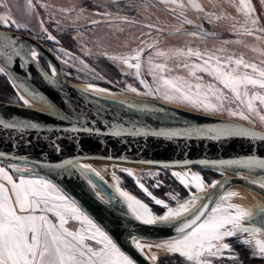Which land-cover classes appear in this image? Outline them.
Here are the masks:
<instances>
[{
  "label": "snow or ice",
  "instance_id": "1",
  "mask_svg": "<svg viewBox=\"0 0 264 264\" xmlns=\"http://www.w3.org/2000/svg\"><path fill=\"white\" fill-rule=\"evenodd\" d=\"M158 2L169 6L167 10L173 13L177 8L181 9L176 16V19L181 22V27L175 29L176 33L181 31L184 24H193V20L188 19L183 11L187 7L202 14L197 17L201 21L214 24L229 19L232 20L229 28L237 36H248L257 41L264 40V26L260 24V18L256 14L252 0H238V2L232 0V7L243 17L242 22L236 21L223 11L219 13L207 11L198 0H186V2L185 0H158ZM4 6L7 7V5ZM33 7L32 0H29V8ZM39 7L47 6L40 4ZM61 11L70 10L62 9ZM102 15L111 17L112 14L106 12ZM101 22L100 20L91 21L93 25ZM105 22L110 30L114 24L136 23L127 17H121L119 20L108 19ZM0 23L9 28L21 27L11 17L0 16ZM143 27L152 29L154 26L147 24ZM197 27L199 31H193L188 35L203 38L213 35L204 30L202 25ZM155 30L162 31L159 28ZM44 31L47 32V29ZM47 39L55 41L56 38L48 34ZM145 43L146 41L141 40V45ZM224 43L249 47L243 39ZM148 47L155 48L156 45L150 44ZM144 50L143 47H138L133 50V55H108L107 52L101 54L114 62L127 65L129 69H134L133 74L139 78ZM251 51L259 52L261 56H264V49L251 48ZM3 54L0 52V55ZM64 54L70 55L67 52ZM31 55L36 58L38 53L33 50ZM154 57L160 58L161 62H154ZM172 58L176 59L175 68H170L167 63ZM176 69L187 70L188 77L176 74ZM3 72L5 69L0 67V73ZM53 72H55L54 68ZM148 74L152 76L156 87L153 89L147 81L141 79L140 83L149 88L148 92L143 93L145 95H153L155 92L167 101L181 102L207 114L226 113L230 117L249 122H254V117H258L261 122H264V60L250 61L244 53L230 52L225 47L205 51L193 49L187 45L169 51L157 48L148 57ZM98 78L102 79V77ZM129 88L132 92L138 91L131 86ZM87 91L111 95L107 89L96 88L92 85H89ZM19 99L24 105L31 106L24 96H20ZM0 126L6 129L20 127L21 131L23 128L38 127L32 123L18 126L5 119H0ZM72 131H81V129L73 128ZM86 131L94 132L95 130L89 128ZM114 134L119 135V133ZM156 134L171 137H211L212 139L237 136L264 141V135L258 134L254 129L232 124L213 128L190 126L178 132L154 133ZM54 147L59 150L58 145ZM0 156H3V153H0ZM65 163L71 165L73 161L68 160ZM199 163L206 166H239L264 170V159L256 157L218 162L200 161ZM177 166L187 167L188 164L186 162L184 165H163L164 168ZM13 167L16 172L31 171L29 168ZM56 167L62 166L57 165ZM80 167L95 171L88 165H80ZM95 174L99 175L98 172ZM129 175L132 173L129 172ZM172 176L186 188L195 187L203 191L208 187L203 177L197 174L172 172ZM0 180L5 182L0 183V264H135L134 260L121 250L113 238L95 224L77 202L57 185L42 178L23 174L14 179L13 174L2 166H0ZM136 182L146 196L151 198L156 205L166 209L165 214L155 215L148 204L143 203L136 196L119 187L116 191L126 202V207L134 218L145 225L180 221L175 229L177 236L158 243L156 247L167 254L184 258V264H221L226 251L231 254L228 257L230 260H238L231 246L224 242L226 238L238 237L240 233L250 234L253 237L264 235L260 228L244 226V223L253 217L251 211L225 203L232 194L220 196V202L211 209L203 204L197 207L196 201L199 197L195 196L179 203L177 208H172L163 199L155 197L144 183L139 180ZM219 183L214 182L211 187L215 188ZM249 183L258 184L261 189H264V179L254 177ZM89 184L93 188L96 187L92 181H89ZM160 186L159 182L154 185V187ZM172 198L176 199L175 196ZM261 210L264 211V208ZM70 221L76 222L80 227L75 230L70 229L68 227ZM133 241L135 248L143 251V246L135 242L136 238H133ZM241 242L253 249L254 256L264 258V238L255 239L254 242L252 239H244ZM151 258L157 259L156 256Z\"/></svg>",
  "mask_w": 264,
  "mask_h": 264
},
{
  "label": "water",
  "instance_id": "2",
  "mask_svg": "<svg viewBox=\"0 0 264 264\" xmlns=\"http://www.w3.org/2000/svg\"><path fill=\"white\" fill-rule=\"evenodd\" d=\"M192 30L199 31V28ZM207 32L213 34L212 31ZM33 50L38 53L36 58L31 55ZM0 52L4 53L0 55V67L5 69L3 74L18 97L21 92L45 107L39 109L24 105L22 101L13 103L0 100V119L18 126L29 123L38 125L23 128L22 131L20 127L6 129L0 126V153H3L0 163L13 171V166L29 168L30 172L17 173L44 177L55 183L136 264L159 263L158 258L153 260L148 257L145 248L143 251L137 250L133 238L140 244L157 245L177 236L175 229L180 221L155 225L141 223L127 209L126 202L111 184L95 172L79 167L80 163H128L170 170L171 173L176 168H202L219 174L215 181L220 182L217 187L210 186L209 190L203 192L190 191L175 205L195 196L199 197L197 207L203 204L211 209L220 202V196H225L234 187L252 190L264 198V189L258 184L249 183L254 177L264 176V170L199 163L245 160L250 157L264 159V141L237 136L212 139L154 135L182 131L190 126L213 128L226 124L254 129L260 135H264L263 129L156 99L121 92L116 93L125 98L115 99L88 92L81 83L67 76L61 61L41 41L20 32L0 29ZM73 128L81 131H72ZM89 128L95 131H86ZM54 145H58L59 150ZM68 160H72L73 164H66ZM186 162L187 167H163L165 164L184 165ZM57 165L62 167L57 168ZM89 181L96 187L93 188ZM262 208L264 206L255 208L256 214L246 221L245 227L255 226L264 232ZM242 235L249 237L250 234L240 233L238 237ZM260 238H264V235Z\"/></svg>",
  "mask_w": 264,
  "mask_h": 264
},
{
  "label": "rangeland",
  "instance_id": "3",
  "mask_svg": "<svg viewBox=\"0 0 264 264\" xmlns=\"http://www.w3.org/2000/svg\"><path fill=\"white\" fill-rule=\"evenodd\" d=\"M198 2L207 11H215L217 13L223 11L235 18L236 21L242 22L243 20V17L232 7V0H211V3L210 0H198ZM32 4L34 7L29 8V0H2V3H0V16L5 18L11 17L21 27L9 28L0 23V29L23 32L28 36L37 38L57 55L67 76L71 80L81 84L106 88L113 92L156 99L205 113L181 102L167 101L160 98V95L155 92L153 95L143 94L148 92L149 88L140 83L141 79L147 81V84L153 89L156 87L152 76L148 74V57L150 54L154 53L157 48L169 51L187 45L201 51L225 47L230 52L237 54L244 53L250 61L255 60L259 62L260 60H264V56H261L259 52L251 51V48L264 49V40L257 41L252 37L237 36L229 28V25L232 23V20L229 19L214 24L201 21L197 17L202 14H198L187 7L183 11L188 19L193 20V24H184L181 31L176 33L175 29L181 27V22L176 19L181 9L177 8L175 13L170 12L167 10L169 6L159 3L158 0H32ZM40 4H45L47 7H39ZM252 4L256 9V14L260 18V24L264 26V2L262 0H252ZM4 5H7V7ZM62 9H69L70 11H61ZM106 12L111 13V17H104L102 15ZM121 17H127L136 23L114 24L110 30L105 21L108 19L119 20ZM92 20H100L102 22L93 25L91 23ZM147 24H151L154 27L152 29L143 27V25ZM200 25L204 29L212 31L213 35L208 38L188 35L193 32L192 28H198L197 26ZM156 28L162 29V31L157 32ZM44 29H47V32ZM120 29H123V31H120ZM48 34L55 37V41L47 39ZM237 39H243L249 47L246 48L243 45L235 43H224L225 41H235ZM141 40L146 41V43L141 45ZM150 44H155L156 47L149 48L148 45ZM138 47L145 49L141 58V76L139 78L133 74L135 72L134 69H129L127 65L114 62L101 54L107 52L108 55H133V50ZM60 49H63V51H60ZM65 52L70 53V55H65ZM154 62H161V59L154 57ZM167 63L170 68H175L176 59L172 58ZM1 74L3 73H0V76ZM176 74L188 77L187 70L176 69ZM98 77H102V79ZM129 86L136 88L138 91L132 92ZM4 99L9 102L21 103L16 92L14 96L8 94ZM215 115L236 119L264 130V122H261L258 117H254V122H249L240 118L230 117L226 113ZM0 166L8 169L10 174H13L14 179L20 175L2 163H0ZM113 168L115 169V173L111 175V178L116 186L136 196L142 202L144 201L143 203L148 204L155 215L164 214L166 209L160 205H156L151 198L146 196L138 187L137 180L144 183L145 187H148L155 197L163 199L169 207H172L179 200L187 196L190 191L196 192L195 189H188L180 184L172 176L170 170L151 168L141 172L137 178H134L124 171L117 170V166ZM190 173L203 177L205 183L208 185L204 191L209 190L210 186L219 178V174L216 172L205 169L196 170L191 168ZM34 178L48 180L44 177ZM157 182L161 184L160 187H154ZM0 183L5 182L0 180ZM246 195L251 204L250 195L248 193ZM173 196L176 199H173ZM242 201L244 202V200ZM68 227L75 230L80 226L76 222L70 221ZM85 227L87 226L85 225ZM240 238H243V240L255 239L251 235L249 237L242 235ZM230 239L226 238L224 242L231 246L238 260H230L228 257L231 254L226 251L221 264H245L244 257H248L247 261L253 262L252 264L264 261V258L254 256L252 254L253 249L243 243H240L239 248H234L229 242ZM89 243L93 242L89 241ZM161 256L169 258L165 264H184V258H180L177 255ZM161 256L157 257L159 264L161 263Z\"/></svg>",
  "mask_w": 264,
  "mask_h": 264
},
{
  "label": "bare ground",
  "instance_id": "4",
  "mask_svg": "<svg viewBox=\"0 0 264 264\" xmlns=\"http://www.w3.org/2000/svg\"><path fill=\"white\" fill-rule=\"evenodd\" d=\"M81 85L84 88H87V89L89 88V84H81ZM92 86H94V85H92ZM94 87H96V86H94ZM96 88H100V87H96ZM103 89H106V88H103ZM108 92L111 93V95H105V94H100V93H97V94L102 95V96H106V97L115 98V99H124L125 98V97L121 96L120 94H118L116 92H113V91H110V90H108ZM19 94L21 96H24L25 99L29 100V104L32 107H36V108H39V109H45V107L36 104L34 101L29 99L27 96H25L21 92H19ZM80 165H88L90 169H94L95 173L98 172L99 176H101L103 179H105L115 189H117V186H116L115 182H113V180L111 178V175L113 173H115V169L113 168L114 166L118 167L117 170L124 171V172H126L128 174H129V172H131L132 175H130V176H132L134 178H137L140 175L141 172H143V171H145L147 169H150L148 167L141 166V165H136V164L114 163V162H108V161H87V162L80 163L79 167H80ZM84 170H86V169H84ZM190 170H191V168H189V167H187V168H176V169H172V172L184 173V172H190ZM192 174H195V173H192ZM256 178L257 179H264V176H258ZM178 182H179V180H178ZM189 188H193V189H195L198 192H203L204 191V190L200 191L199 189H196L195 187H188V189ZM247 193L251 197V204L248 201V196L246 195ZM229 194H232V195L229 197V199L227 201H225L226 204L240 206V207H242L245 210L251 211L253 213V215L256 214L255 208L258 207L257 205L264 206V198L261 195L257 194L256 192H254L252 190L245 189V188H242V187H234V188L230 189L225 194V196H228ZM242 200H244V202ZM183 202H185V201H182V202H179V203H183ZM178 204L175 205V206H172V208H177ZM196 205H197V202H196ZM245 224H246V222L244 223V225ZM261 236L262 235H257L254 238L258 239ZM141 245L143 246V249L145 248L144 251L148 255V257H150V258L153 257V256L158 257V256H161V255H166L167 254L164 250L156 247V245H148L146 243H141ZM149 246H151V247H149Z\"/></svg>",
  "mask_w": 264,
  "mask_h": 264
},
{
  "label": "flooded vegetation",
  "instance_id": "5",
  "mask_svg": "<svg viewBox=\"0 0 264 264\" xmlns=\"http://www.w3.org/2000/svg\"><path fill=\"white\" fill-rule=\"evenodd\" d=\"M204 29V28H203ZM204 30H206V31H210L209 29H204ZM20 33H23V32H20ZM24 34V33H23ZM27 35V34H26ZM34 38V37H33ZM35 39H37V38H35ZM38 40V39H37ZM40 41V40H39ZM43 43V42H42ZM44 44V43H43ZM45 45V44H44ZM56 57H57V55L47 46V45H45ZM58 58V57H57ZM59 59V58H58ZM60 60V59H59ZM44 64H45V66H46V68L49 70V66H48V64L46 63V62H44ZM0 100L1 101H5V102H9V101H7V100H5L4 98H0ZM14 103V102H13ZM194 169H196V170H199L198 168H194ZM154 208V207H153ZM50 218H53V217H50ZM241 241H243V238H240V237H233V238H231L230 240H229V242L231 243V245L234 247V248H239L240 247V243H242ZM243 256H244V254H243ZM162 257V256H161ZM165 257H167V256H165ZM165 257H162V259L160 260L161 261V263L160 264H165V262H168L167 260L169 259V258H165ZM248 260V257H244V263L245 264H252L253 262H248L247 261ZM255 264H264V261H262V262H256Z\"/></svg>",
  "mask_w": 264,
  "mask_h": 264
},
{
  "label": "trees",
  "instance_id": "6",
  "mask_svg": "<svg viewBox=\"0 0 264 264\" xmlns=\"http://www.w3.org/2000/svg\"><path fill=\"white\" fill-rule=\"evenodd\" d=\"M2 76V77H1ZM0 78V98L6 97L8 94L15 95V91L13 87L10 85L7 77L3 74H1ZM4 97H3V95ZM199 170H202V168H198Z\"/></svg>",
  "mask_w": 264,
  "mask_h": 264
}]
</instances>
